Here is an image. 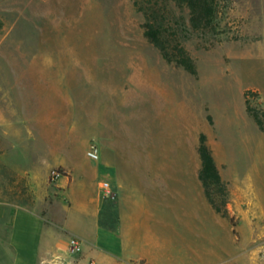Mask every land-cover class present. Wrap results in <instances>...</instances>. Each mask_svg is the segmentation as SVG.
<instances>
[{"label": "rangeland", "instance_id": "rangeland-1", "mask_svg": "<svg viewBox=\"0 0 264 264\" xmlns=\"http://www.w3.org/2000/svg\"><path fill=\"white\" fill-rule=\"evenodd\" d=\"M145 1L194 74L145 37L132 0H0V132L38 152L62 132L74 152L112 143L127 155L109 163L165 181L167 244L126 264H264V0H215L197 28L186 7ZM202 136L216 207L198 179Z\"/></svg>", "mask_w": 264, "mask_h": 264}, {"label": "crops", "instance_id": "crops-1", "mask_svg": "<svg viewBox=\"0 0 264 264\" xmlns=\"http://www.w3.org/2000/svg\"><path fill=\"white\" fill-rule=\"evenodd\" d=\"M254 57L264 62V48ZM21 139L0 132V264H126L160 255L165 181L152 185L126 163H109L107 156L127 155L112 143L105 150L101 141L95 162L72 151L69 132L40 139L42 152L24 150ZM53 169L62 175L51 181ZM71 237L82 242L79 254L69 251Z\"/></svg>", "mask_w": 264, "mask_h": 264}, {"label": "trees", "instance_id": "trees-1", "mask_svg": "<svg viewBox=\"0 0 264 264\" xmlns=\"http://www.w3.org/2000/svg\"><path fill=\"white\" fill-rule=\"evenodd\" d=\"M133 5L144 13L146 16V22L144 24V35L145 37L157 47L163 58L167 62H174L176 65L184 67L188 72L194 74L195 70L192 65L190 58L187 56L182 45L175 42L174 51L176 55L169 51L168 47L171 45V41L166 36V30L164 28V20L160 15H153V8L158 3L151 5V2L145 0H132ZM177 7H186L190 13V24L192 27H207L212 24L215 12V0H172ZM150 13V17H149ZM155 14V12H154ZM152 18V20L150 19ZM200 157V169L198 173V179L203 187L204 194L209 203L216 207L215 201L213 200V194L211 192L212 186L218 187L223 190L224 185L211 151L205 143V139L202 136L200 138V145L198 148ZM218 210V209H217Z\"/></svg>", "mask_w": 264, "mask_h": 264}, {"label": "built area", "instance_id": "built-area-1", "mask_svg": "<svg viewBox=\"0 0 264 264\" xmlns=\"http://www.w3.org/2000/svg\"><path fill=\"white\" fill-rule=\"evenodd\" d=\"M86 156L88 159L92 161L98 160L99 154H98V149L96 148L95 145H90L89 149L86 151ZM60 175H62V172L59 169H53L50 172V180L53 181ZM106 193L108 196L112 197L110 190H107ZM68 247L70 252L74 254H79L82 250V242L77 237H71L68 240Z\"/></svg>", "mask_w": 264, "mask_h": 264}]
</instances>
